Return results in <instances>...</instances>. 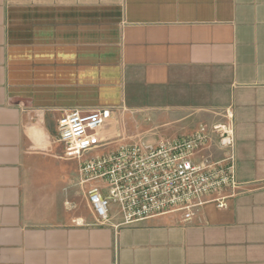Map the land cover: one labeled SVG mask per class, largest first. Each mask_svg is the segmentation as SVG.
Masks as SVG:
<instances>
[{
    "label": "crops",
    "instance_id": "1",
    "mask_svg": "<svg viewBox=\"0 0 264 264\" xmlns=\"http://www.w3.org/2000/svg\"><path fill=\"white\" fill-rule=\"evenodd\" d=\"M104 109L106 152L229 113L226 206L116 228L114 204L100 225L79 159L65 191L83 199L45 204L35 169L61 144L58 120ZM0 264H264V0H0Z\"/></svg>",
    "mask_w": 264,
    "mask_h": 264
},
{
    "label": "built area",
    "instance_id": "2",
    "mask_svg": "<svg viewBox=\"0 0 264 264\" xmlns=\"http://www.w3.org/2000/svg\"><path fill=\"white\" fill-rule=\"evenodd\" d=\"M111 116L109 109L73 111L57 123L56 140L63 144L65 157L80 161V183H92L86 195L98 224H110L114 204L123 219L116 228L171 213L189 221L208 201L226 206L222 192L238 188L235 127L229 113L226 121L201 123L185 137L156 145H121L85 158L106 144L100 129ZM214 147L220 158L214 157Z\"/></svg>",
    "mask_w": 264,
    "mask_h": 264
},
{
    "label": "rangeland",
    "instance_id": "3",
    "mask_svg": "<svg viewBox=\"0 0 264 264\" xmlns=\"http://www.w3.org/2000/svg\"><path fill=\"white\" fill-rule=\"evenodd\" d=\"M53 141L56 142V133H54ZM64 146L62 144H58L53 150L45 155L47 156V160L36 164V173L41 178L46 179L48 184L50 185V190H48V195L42 196L45 204H51L52 202L56 204L57 209H65L64 201L69 208L72 207L73 202H80L83 199L82 188L77 186L74 191H65V187H67L70 183L71 179L76 178L77 168H78V159L77 158H68L65 157ZM107 149H100L93 151L85 156H93L97 154L105 153ZM215 158H220L219 153H214ZM77 191L80 193L75 194ZM46 192V191H45ZM74 193V194H73ZM52 203V204H53Z\"/></svg>",
    "mask_w": 264,
    "mask_h": 264
}]
</instances>
